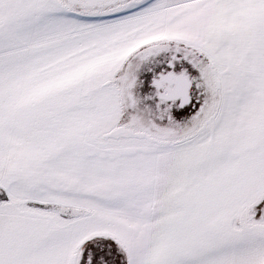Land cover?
I'll list each match as a JSON object with an SVG mask.
<instances>
[{
	"label": "snow or ice",
	"instance_id": "1",
	"mask_svg": "<svg viewBox=\"0 0 264 264\" xmlns=\"http://www.w3.org/2000/svg\"><path fill=\"white\" fill-rule=\"evenodd\" d=\"M0 264H264V0H0Z\"/></svg>",
	"mask_w": 264,
	"mask_h": 264
}]
</instances>
